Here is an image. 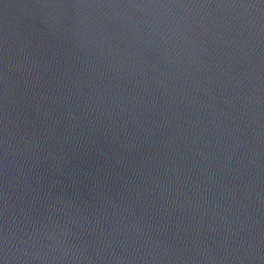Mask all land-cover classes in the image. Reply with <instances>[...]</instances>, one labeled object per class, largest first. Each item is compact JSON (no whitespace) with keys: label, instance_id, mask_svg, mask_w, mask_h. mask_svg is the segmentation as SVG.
<instances>
[{"label":"water","instance_id":"obj_1","mask_svg":"<svg viewBox=\"0 0 264 264\" xmlns=\"http://www.w3.org/2000/svg\"><path fill=\"white\" fill-rule=\"evenodd\" d=\"M0 264H264V0H0Z\"/></svg>","mask_w":264,"mask_h":264}]
</instances>
